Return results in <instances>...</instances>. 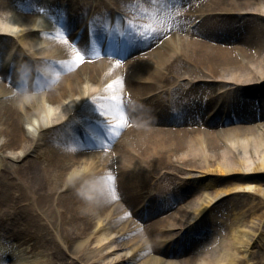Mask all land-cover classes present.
<instances>
[{"label":"bare ground","instance_id":"obj_1","mask_svg":"<svg viewBox=\"0 0 264 264\" xmlns=\"http://www.w3.org/2000/svg\"><path fill=\"white\" fill-rule=\"evenodd\" d=\"M115 1L116 8L127 12L121 30L133 38H125V46L114 36L111 38L117 40L115 43L103 45L107 37L95 35L96 32L91 38L79 39L77 30L81 25H74L78 12L69 16L65 8L56 20L58 27L49 30L53 35L47 41L49 47L42 50L45 36L31 28L38 24L47 26L40 19L43 11L48 5H60V0H10L9 4L26 13H15L9 8L8 12L0 11V63L7 65L20 52L24 66L8 72L0 64V151L23 144L27 146L25 153L27 148L31 151L39 145V138L51 137L47 142L51 148L45 153L37 152L39 161L25 160L11 166L1 180V186L3 183L10 189L2 188L0 192V199L9 196V208L3 212L10 209L21 219V226L8 232V237L14 239V244L8 246L10 264H30L13 248L24 245L39 248L37 254L47 259L49 255L62 261L64 248L69 251L70 241L81 236L83 241L70 251L76 252L73 257L83 260L89 256V264H122L124 256L116 263L100 261L101 253L89 250V236L94 234L95 240L102 241L112 234H108L110 229L118 235L120 243L114 244L116 248L125 247L127 242L123 239L138 230L154 239L165 227L183 228L197 220L200 212L225 191L219 185L225 179L221 176L185 183L166 169L178 171L185 166H198L203 175L236 173L232 182L247 196L254 195L248 185L258 181L254 174L264 172V97L236 105L234 113L227 112L223 120L218 119L227 125L217 129L218 114L201 115L211 101L203 103L197 99L198 94L192 96L207 85L195 83L184 89L179 80L183 75L198 78L207 74L220 79L219 85L239 79L238 74L249 77L246 72L263 77L264 0ZM112 4L105 0H73L71 11L74 7L85 15L89 11L96 20L90 29L95 31L100 29L99 21L114 15ZM245 11L248 12L241 13ZM117 43L124 49L120 54L116 53ZM21 45L29 54L23 53ZM105 52L117 57L105 58ZM33 67L37 70L35 84L29 70ZM92 84L100 92L91 91ZM258 91L262 93L264 88ZM232 98L244 100L235 94ZM167 102L170 112L164 108ZM84 109L95 113V119H101L98 110L114 118L108 142L105 137L94 140L102 149L99 153L91 151L93 143L85 131L75 126L73 131L68 129ZM29 124L33 131L27 127ZM200 124L206 129L197 127ZM229 153L235 155L234 160L225 158ZM4 159L0 154V167H6ZM11 159L19 161V155ZM142 194H147L151 202L167 198L174 203L165 201L154 207L150 203L144 217L147 222L139 228L135 218H143L140 213L144 214L134 201ZM260 198L264 200V192ZM191 199L197 202L192 216ZM246 205L248 214H253V207ZM237 206L232 203L233 208ZM101 216L108 227L98 228ZM254 223V216H239L226 227L229 235L218 232L204 243L189 240L175 250L166 243L160 253L168 258L152 256L150 253L159 250L157 247L153 246L149 253L140 245L132 248L135 252L131 251V257L146 251L150 258L146 256L144 264H264V256L254 257L261 254L253 251ZM52 229L56 231L46 241L45 232L47 235ZM261 231L264 234V225ZM32 239L37 242L31 243ZM65 243L69 247L63 248ZM78 252L83 253L82 258Z\"/></svg>","mask_w":264,"mask_h":264},{"label":"rangeland","instance_id":"obj_2","mask_svg":"<svg viewBox=\"0 0 264 264\" xmlns=\"http://www.w3.org/2000/svg\"><path fill=\"white\" fill-rule=\"evenodd\" d=\"M9 1L10 0H0V11H4V12L7 11L8 12L9 11L8 8L13 9V4H9ZM62 1H65V0H62ZM72 1L73 0H68L67 3L71 4ZM82 1L81 0H75L76 3L77 2L80 3ZM105 1L107 3L110 2V4H111V2H113L112 5H114V6H116V4H117V2L115 0L114 1L105 0ZM5 4H7L8 6L5 7ZM74 10H75V7H74ZM69 12L71 13V11H69ZM121 13H123V11H121ZM242 14H244V13H242ZM119 16L122 17L123 15L119 14ZM86 20L90 21V17H87ZM174 31L178 32L176 30H174ZM5 44H6V42H4V45ZM47 47H49V45ZM17 58L19 59V58H21V56H17ZM238 75H239V77H238L239 82H241L243 85L245 83H247L246 80L244 79V77L243 78L241 77L242 74H238ZM184 76L185 75H183V77L182 76L179 77V80L184 83V85L182 86V88H184V89L189 87L191 84H195V83L207 85L204 90H202L199 93H195V94L196 95L198 94L197 97H200V98H202L203 93L209 94L211 97L212 96L215 97L213 100H211L210 106H214V105L216 106L217 105V106H220L221 108H223L224 106H226V105H224V103L229 104V101H231V99H230L231 94L236 93V92L240 93L243 91H250V88H248V89L245 88V90H240L239 86L237 85L238 84L237 82H227L226 84H219L218 85L217 78L208 76L207 74H204L198 78H196V77L193 78V76H189V77L188 76L184 77ZM232 80H234V79H232ZM92 87H93L92 89H95L94 88L95 84H92ZM244 87H246V86H244ZM259 87L264 88L263 85L262 86L260 85ZM263 97H264V95H263ZM241 98H243L244 100L239 99L240 102H239V104L236 103V105L237 104L240 105L242 102L248 101L246 99H248V98L250 99L251 96L244 95ZM226 107H229L232 109L235 106L233 104L232 105L229 104ZM85 112H86V110H83L81 112V114H79V116H77L75 118L74 122H72L70 126L71 127L72 126L77 127L79 125L82 126L83 122H84V118H82L84 114H82V113H85ZM101 114L104 115V112H102ZM221 117H223V116H221ZM33 120H35V118ZM27 127L31 131H33L32 126L30 124L27 125ZM197 127L206 129V126L202 127V124L197 125ZM215 128L222 129V128H224V125H222V126L217 125V126H215ZM50 139H51V137L39 138V141H38L39 145L36 146L34 149H31V151H30V148H27V152H25V153H24V149H25L26 145H23V144L21 145L22 147H19L17 149L16 148H14V149L10 148L9 149V147H7V149L5 148L2 151H0V154L4 155V158H5L4 159L5 160L4 165L6 166V167H0V192L2 191V188H4V190H7V191L10 190L3 183L1 186V180H2V178H4V175H5V177L8 175V171H10V167L11 166L15 167L16 165H18V163H22L25 160H27V161L28 160L29 161H39V159L35 158V154H36V152H40V151L42 153H45L46 150L50 149L51 147H49L50 145L47 143ZM2 140H3V137L0 136V142ZM56 144H58V143H56ZM93 151H95V150L93 149ZM28 152H29V155H27V157H24L23 154H26ZM94 153H97V152H94ZM249 154H251V153L249 152ZM17 155H19V161L11 159V157H13V156L15 157ZM225 158L228 160H231V159L234 160L235 155L229 153V154H226ZM40 162H43V160H41ZM105 163L106 162H104V164ZM163 170H165V169H163ZM166 170H168L169 172H173L178 181H184L185 180L184 181L185 183H190V182H193L194 180H199V178H200V176H199L200 172L198 171L199 170L198 166H194L193 169L188 170V171L185 169L183 171H181V169L178 171L171 170V169H166ZM218 174L219 173L208 174L207 178H205V179H204V175H203L201 179H203L204 181H208L210 178H214ZM235 177L236 176H232V174H229V177H227L226 179H224L223 181H221L219 183L220 188L225 190V191H223V193L221 195L231 196V197H235V198H232L229 201L227 200V201L221 202V204L219 203L218 204L219 207L217 206V208L214 210V213L216 214L214 216V218L212 219L211 217H209L207 220H202L199 223V225H198L199 228H206V227L207 228H206L205 233L204 234L200 233L198 235V237L199 238L202 237V240L206 241L207 239H211L212 236L218 234V232H219V234L229 235L230 234L229 228H226V227L229 226L230 222L236 221L237 219H239V216H241L242 218H244V217H246V218L250 217L251 218V216L252 217L254 216L255 223L253 225L254 230L252 231V234L255 237L256 243L253 245V251H258V252H261V254H262V255L260 253H258V255L254 254V257L264 256V253H263V251H264V240L262 241V236L260 237V235L262 234L261 226L264 225V200L260 198L264 192V174H261L259 176H254L257 178L258 181L249 184L251 187L252 193H254L253 196L239 195L240 193L238 191V189H239L238 185H236L232 182V180ZM231 197H228V198H231ZM7 198H9V196L4 195V197H2L0 199V227L3 228V224H4L3 218L6 217V221L9 222L8 226H10L11 228H9V229L4 228L7 232L3 231V229L1 230V228H0V244L5 242V240L2 239L3 233L4 234L8 233V232L12 231V228L18 229V227L21 226L19 224L20 215L17 216V215L12 214L13 212L10 213L9 212L10 209L3 212V210L9 208V202L6 201ZM141 198H142V196H139L137 198V200L139 201ZM200 198H204V197L202 195H200ZM228 198H225V199H228ZM138 201L137 202L134 201V205H136V203L138 205ZM165 201H167L171 204L174 203L170 199H167ZM193 201H194V199H191V200H189V203H193ZM232 203L238 204V206L236 208H233ZM86 204H88V202ZM195 204H197V202L193 203L192 205H195ZM246 204H249L250 206L253 207V209H254L253 214H248L249 210H247L245 208L247 206ZM235 211H237V212H235ZM15 217H16V219H14ZM30 217L36 218L31 213H30ZM122 219H124V218H122ZM17 220H18V223H17ZM135 220H136L137 226L139 228L141 227V225L146 224V222H147L146 220H142V218H138V217H136ZM215 221H219L221 224H224V227H221V228L216 227ZM102 226L108 227L107 220L103 216H101L99 219V226L98 227H102ZM8 230H10V231H8ZM55 231L56 230L52 229L51 231H49L50 233H48L47 235L45 232L44 238L46 239V241L48 239H51L50 235ZM108 232H109L108 234H111V233L112 234L109 236V238L103 239L102 241L95 240L94 234H91L89 236V238H90L89 239V250L92 248L97 249L101 253L100 261H102V262L106 261L108 263H115L117 260H120V258L122 256H124L122 258H131L132 259L130 261H127V259L123 260V261H121L122 264H144L146 256L150 258V254L147 255V253H143L139 256L132 258L131 255L133 254V252H135L132 250V248L136 245H138V246L140 245L139 246L140 248L144 247L149 252H151L150 249H153V246L157 247V248H159V250H154V252H155L154 254H155V256H159V254L163 255L160 253V249H162L164 244H166L168 242V237L170 239V241H169L170 246L169 247H171L172 250L177 249L180 246V244L186 245V243H188V237H189L187 234H185L181 231H178V232L172 231L173 233L171 234V231L168 230L166 232V234H170V236L162 237L163 233L160 232L159 233L160 237L157 240L154 238L155 239L154 240L153 238L151 239V238H148L146 236H143L142 231L138 230L137 232H132V233L128 234V237L123 239V241L127 242L125 247L120 246V247L116 248L114 246V244L120 243V242H118V239H117L118 235L115 234L114 232L110 231V229H108ZM38 233H40V234L42 233L41 229L38 230ZM262 235L264 236V234H262ZM204 236H206L207 238L206 237L204 238ZM33 239L30 241L31 243L37 242L36 240L33 241ZM259 240H261V242ZM42 241H44V240H42ZM81 241H83V236L76 238L74 241H70V244H72V247H69L68 243L67 244L65 243L62 245L63 248L66 246V247H69V249H70L69 251H67L64 248L65 253H63V255H62L64 257L62 261L56 260L55 258H53L49 255H48V259H47L46 257H43L40 254H37V252L39 251V248L38 249H31L32 247H30L28 245H24L23 247H21V249H20V247H17L16 252L20 253V250H21L23 252L24 260L30 264H43L42 262H44V264H89V262H90L88 260L89 256L86 258H82L83 253L78 252L77 255L79 257H81L83 260H76V259H74L75 257L74 258L72 257V255L74 253L70 252V251H74L73 248L77 245V243H79ZM7 244H14V241H12L11 243H7ZM49 244L50 245H48V246L51 247L52 243H49ZM214 244H216V243H214ZM181 247H183V246H181ZM179 249H181V248H179ZM131 251H133V252H131ZM3 253H4V249L2 251H0V256L1 255L3 256ZM151 253H153V252H151ZM84 254L88 255V251H84ZM115 257H118V258L113 259ZM163 257H167V256H163ZM111 259H113V260H111ZM242 259H243V257L240 258V260H242ZM253 264H263V261H261V262L256 261Z\"/></svg>","mask_w":264,"mask_h":264}]
</instances>
